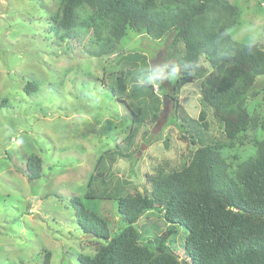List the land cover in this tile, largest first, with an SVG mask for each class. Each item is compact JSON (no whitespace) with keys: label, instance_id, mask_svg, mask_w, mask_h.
<instances>
[{"label":"rangeland","instance_id":"rangeland-1","mask_svg":"<svg viewBox=\"0 0 264 264\" xmlns=\"http://www.w3.org/2000/svg\"><path fill=\"white\" fill-rule=\"evenodd\" d=\"M228 1L240 11L238 24L229 29L231 38L264 47V0ZM59 2L0 0V264H41L47 253L50 264H81L80 258L92 256L103 241L84 234L72 197L106 221L111 237L118 234L123 225L116 198L148 189L147 176L180 168L196 148L181 139L176 105L191 118L203 114L205 133L226 142L221 154L233 168L264 137L258 126L227 142L222 125L200 102L199 79L180 85L176 100L171 97L173 79L137 86L141 69L164 64L170 37L154 40L127 28L119 44L121 55L135 52L146 63L120 53L94 57L88 50L94 48L103 22L90 24L84 38L60 39L50 21ZM121 71L128 75L124 102L108 90ZM28 82L33 84L31 94L24 92ZM254 93L245 108L261 119L264 75ZM127 103L141 109L140 124L133 122ZM31 155L41 160L40 175L33 180L26 170ZM87 191L95 198L87 199ZM163 222L162 214L147 212L137 227L148 238L145 229L164 228ZM184 236L179 231L175 245Z\"/></svg>","mask_w":264,"mask_h":264},{"label":"trees","instance_id":"trees-1","mask_svg":"<svg viewBox=\"0 0 264 264\" xmlns=\"http://www.w3.org/2000/svg\"><path fill=\"white\" fill-rule=\"evenodd\" d=\"M239 16L238 7L228 0H60L50 21L53 35L64 40L84 38L90 24L102 21L94 48L88 50L94 57L118 56L127 28L154 40L170 37L164 64L182 67L172 78V99L180 85L199 79L200 102L231 143L247 130H264V114L258 119L245 108L246 99L255 95L257 79L264 75V47L231 38L229 29L238 24ZM121 57L146 63L135 52ZM193 64L198 67L193 69ZM127 77L121 71L108 88L121 102L129 94ZM33 91V84L26 83L24 92ZM126 107L133 122L140 124L141 109L129 103ZM176 111L181 139L196 148L180 168L158 169L147 176L148 189L116 198L123 225L118 234L111 237L106 221L79 197L70 199L84 234L103 241L92 256L80 258L81 264H264V137L233 168L221 154L226 142L205 133L203 114L191 118L178 105ZM26 170L29 180L39 177L40 158L29 156ZM85 197L95 198L89 191ZM147 212L162 214L164 228L147 227L145 238L137 222ZM179 231L184 241L175 245ZM41 264H50L49 253Z\"/></svg>","mask_w":264,"mask_h":264},{"label":"clouds","instance_id":"clouds-1","mask_svg":"<svg viewBox=\"0 0 264 264\" xmlns=\"http://www.w3.org/2000/svg\"><path fill=\"white\" fill-rule=\"evenodd\" d=\"M195 69L197 64H193ZM184 68H188V65H184ZM182 67L175 63H167L147 69H141L136 78L137 86L145 88L149 85H155L158 82H162L165 79H172L181 74Z\"/></svg>","mask_w":264,"mask_h":264},{"label":"water","instance_id":"water-1","mask_svg":"<svg viewBox=\"0 0 264 264\" xmlns=\"http://www.w3.org/2000/svg\"><path fill=\"white\" fill-rule=\"evenodd\" d=\"M139 191L142 192V188H139Z\"/></svg>","mask_w":264,"mask_h":264}]
</instances>
